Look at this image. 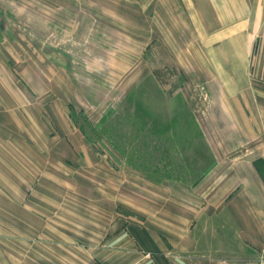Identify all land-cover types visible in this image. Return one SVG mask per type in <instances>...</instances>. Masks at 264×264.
<instances>
[{
    "label": "crops",
    "instance_id": "obj_1",
    "mask_svg": "<svg viewBox=\"0 0 264 264\" xmlns=\"http://www.w3.org/2000/svg\"><path fill=\"white\" fill-rule=\"evenodd\" d=\"M154 5L160 61L203 85L198 89L188 83L186 96L206 89L213 98L211 104L197 102L192 110L199 126L220 129L218 138L207 130L216 144V161L196 180H165L157 177V167L148 172L146 167L101 166L93 161L102 156L98 146L74 125L61 124L60 134L50 137L25 136L28 152L38 159L19 156L17 142L25 139L12 130L2 137L10 141L11 159L24 160L41 174L53 172L61 181L42 180L34 186L36 197L30 203L42 219V244L28 247L22 264H264V151L241 149L264 142L255 133L260 124L248 114L258 106L264 111V103L255 101L248 87L252 54L264 39V0H155ZM93 44L100 48L98 41ZM145 44L140 46L143 57L150 46ZM103 46L109 50L108 44ZM262 71L255 73L264 77ZM186 100L187 105L193 102ZM211 110L215 113L209 118ZM52 151L64 161L52 166ZM67 160L89 166L91 172L68 167ZM40 191L41 197L35 194ZM4 203L0 200V223L21 222L14 206ZM3 205L10 207L9 214ZM118 210L144 216L141 234H116ZM13 238L0 231V264H19L13 245L11 253L4 251Z\"/></svg>",
    "mask_w": 264,
    "mask_h": 264
},
{
    "label": "rangeland",
    "instance_id": "obj_2",
    "mask_svg": "<svg viewBox=\"0 0 264 264\" xmlns=\"http://www.w3.org/2000/svg\"><path fill=\"white\" fill-rule=\"evenodd\" d=\"M154 3L155 0H0V200L14 206L12 211L21 220L3 221L0 231L15 236L4 251L11 253L13 245V259L16 257L19 264L28 247L42 244V219L34 215L36 206L30 203L36 197L34 186L42 180L52 184L61 181L53 172L47 174L45 169L46 174H41L43 170H32L24 160L11 159L6 148L10 141L2 137L9 136L12 130L25 139L17 142L19 156L38 159L28 152L29 138L25 136L58 135L61 124L74 125L98 146L102 156L93 161L101 166L146 167L148 172L157 167L161 170L157 177L165 180H196L204 168L216 161L212 155L216 144L208 139L207 130L218 138L220 129L199 126L196 111L192 110L197 102L211 104L212 96L206 89L199 95L186 96L188 83L198 89L203 85L193 84L181 69L160 61L158 47L162 40L154 35ZM97 41L101 49L93 44ZM103 43L108 44V51H103ZM145 43L150 46L143 57L140 46ZM251 66L250 96L264 103V77L255 73L264 70L263 38L256 44ZM186 97L193 102L187 105L190 100ZM258 107L248 114L260 124L255 133L264 141V111ZM214 113L207 112L209 118ZM254 146L264 151V142L241 149ZM55 153L52 151L49 160L52 166L64 161ZM67 161L71 165L68 167H85L91 172L89 166ZM187 171L195 174L189 176ZM35 194L41 197L42 192ZM9 208L3 205L8 214ZM143 217L132 210L116 211V234L130 230L141 234L147 224ZM161 236L169 247V238ZM261 257L260 252V260Z\"/></svg>",
    "mask_w": 264,
    "mask_h": 264
},
{
    "label": "flooded vegetation",
    "instance_id": "obj_3",
    "mask_svg": "<svg viewBox=\"0 0 264 264\" xmlns=\"http://www.w3.org/2000/svg\"><path fill=\"white\" fill-rule=\"evenodd\" d=\"M1 26H4V24H3V23H1Z\"/></svg>",
    "mask_w": 264,
    "mask_h": 264
}]
</instances>
